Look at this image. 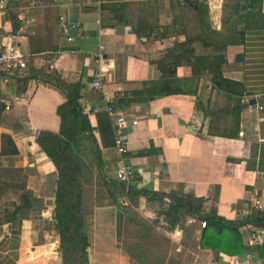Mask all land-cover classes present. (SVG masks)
Returning a JSON list of instances; mask_svg holds the SVG:
<instances>
[{
    "label": "crops",
    "instance_id": "obj_1",
    "mask_svg": "<svg viewBox=\"0 0 264 264\" xmlns=\"http://www.w3.org/2000/svg\"><path fill=\"white\" fill-rule=\"evenodd\" d=\"M0 1L1 40L15 42L27 65L56 70L80 84L79 102L96 142L85 140L83 151L99 149L98 157L95 153L93 160L86 159L88 174L82 178L89 264H264V228H239L247 251L228 255L202 248V221L182 212L169 217L167 199L124 195L127 208L119 209L105 184L115 180L119 157L113 145H102L97 129V114H107L106 100L112 98L118 110L137 121L124 132L123 161L135 170L133 190L192 194L204 198L208 212L243 219L262 187L263 171L248 168V163L258 161L264 145V110L250 103L255 98L264 103V29L248 31L244 44L225 51L223 76L242 83L243 96L218 91L207 74L192 75V65L184 63L168 69L196 88L195 94L157 95L145 103H129L134 93L147 87L145 81L163 80L157 61L185 40L174 7L183 0ZM203 1L212 28L221 30L223 7L230 0ZM119 4H124L122 12ZM21 6L36 19L28 33L18 30ZM183 8L188 31H196L194 11ZM261 10L264 13V0ZM60 17L78 22L80 29L68 35L72 28L63 30ZM194 45L198 55L211 53L197 41ZM98 68L106 78L99 89L92 82ZM65 100L52 85L0 71V150L2 133L10 134L18 149L15 155L0 154V167L21 168L31 193L29 206L19 210L21 217L5 221L0 215V264H62L53 213L56 169L35 138L40 130H59L56 109ZM237 106L241 108L236 111ZM12 192L11 201L18 205L20 191ZM10 194L7 189L2 195ZM128 226L132 237L123 231ZM254 233L261 235L260 241L253 240Z\"/></svg>",
    "mask_w": 264,
    "mask_h": 264
},
{
    "label": "trees",
    "instance_id": "obj_2",
    "mask_svg": "<svg viewBox=\"0 0 264 264\" xmlns=\"http://www.w3.org/2000/svg\"><path fill=\"white\" fill-rule=\"evenodd\" d=\"M182 4V6H181ZM262 0H230L224 6L226 11L222 17V29L212 28L209 22V9L203 0L176 1L175 21L180 23V31L185 34L183 42L176 43L160 59L158 64L163 70V80L155 83L145 81L147 85L141 92L134 93L129 98V103H145L152 96L169 95L180 93H196V88H191L179 80L168 65L191 64L192 75L202 73L210 77L212 84L218 91H223L232 97L243 96L246 93L245 86L237 81L223 76V65L226 63L225 51L230 45H240L245 42L248 31L264 29V13L261 10ZM183 5L194 11L193 16L198 22L197 30L188 31L184 23L185 10ZM124 4H119L118 9L122 12ZM122 16V14L120 15ZM19 28V27H18ZM199 42L201 47L211 49V53L197 54L194 43ZM166 61L169 64L164 66ZM20 80L36 79L45 84L52 85L62 91L66 100L58 105L56 114L60 119L58 131L40 130L36 133V143L50 159L56 169V188L54 190V218L55 229L59 237L58 252L62 264H89V241L85 232V220L82 215V175L85 162L81 155L85 140L94 143V127L91 126L88 116L80 105V84L69 82L56 70H43L27 65ZM197 103L203 108L202 102ZM264 106V103H262ZM234 107V110L240 109ZM97 129L100 133L101 143L104 147L114 143V131L111 120L107 114H97ZM18 149L12 136L8 133L1 134V155H15ZM98 157L99 149L95 150ZM253 157V156H252ZM248 163V168L264 171V145L260 147L257 162ZM14 178L21 179L13 182ZM26 178L21 168L0 167V198L7 189L20 191V202L9 209L7 206L0 211L1 220L9 221L21 217L19 210L29 206L30 191L26 189ZM10 180V181H9ZM108 191L111 193L113 203L118 204V195H143L148 199H167L169 209L167 215L175 217L179 212L187 213L204 222V229L200 240L202 248H212L216 252L228 255H237L247 251L241 244L239 228L251 225L256 228H264V209H252L243 219L228 220L216 214L206 211L204 198L195 197L192 194H183L176 191L156 192L152 190H133L129 185L118 180L105 181ZM117 191V193H115ZM260 249V248H259Z\"/></svg>",
    "mask_w": 264,
    "mask_h": 264
},
{
    "label": "built area",
    "instance_id": "obj_3",
    "mask_svg": "<svg viewBox=\"0 0 264 264\" xmlns=\"http://www.w3.org/2000/svg\"><path fill=\"white\" fill-rule=\"evenodd\" d=\"M4 8L3 1H0V9ZM19 20L18 30L21 33H28L32 26L36 24L34 16L29 14V9L26 6H21L17 13ZM61 25L63 30L68 28L80 29L78 22H67L63 17H60ZM27 68V61L24 53L20 51L18 46L13 41L4 43L0 38V71L6 72L7 74H13L21 76L23 71ZM106 81L105 75L101 69L98 68L93 72L92 82L94 87L99 89L103 86ZM258 99V98H255ZM257 101V100H256ZM258 110H264L262 103H256ZM105 112L109 116L114 131V143L113 148L119 157V166L115 170V179L126 184V191L129 185L135 180V170L129 164L123 161V155L127 151L126 134L124 133L128 125H135L136 120L131 119L127 114L118 110L114 105V100L109 98L106 100ZM262 179V187L259 192L255 194V198L251 202V207L257 210L264 209V171L260 173ZM205 223L202 222L204 227ZM252 238L255 241H260L261 235L259 233L252 234ZM248 256V255H247Z\"/></svg>",
    "mask_w": 264,
    "mask_h": 264
},
{
    "label": "rangeland",
    "instance_id": "obj_4",
    "mask_svg": "<svg viewBox=\"0 0 264 264\" xmlns=\"http://www.w3.org/2000/svg\"><path fill=\"white\" fill-rule=\"evenodd\" d=\"M81 157H82V159L84 160L85 163H88L87 160L90 162V160H93V158L95 157V152H93L92 150H89L85 154V152L83 151ZM88 167H89V165L88 164H85V168H84V171H83L84 173L82 175V178H83L84 175L87 176V174H88ZM20 181H21V179H19V178H14L13 179V182H15V183H18ZM10 190H11V193L12 194H10L9 196L5 195L4 197L2 195L1 198H0V211L4 208V206H7L8 208H12L11 205H10V203L12 202L11 201L12 200L11 197H14L13 196L14 193L12 192L13 189H10ZM117 195H118V198L121 197V198H119V201H118V203L121 205V207H119V209L127 208V206L123 204L124 203V200L123 199H125L124 198V195L125 194L122 195V196L120 194H117ZM125 196L127 197V195H125ZM252 209H255V208L252 207ZM123 231L127 233L128 237H130V236L132 237L134 235V233L131 231V228H129V226H128V228L123 229ZM128 242H130V241H128ZM165 245H166V243H165ZM144 251L146 252V251H150V250H148V249L145 248Z\"/></svg>",
    "mask_w": 264,
    "mask_h": 264
},
{
    "label": "water",
    "instance_id": "obj_5",
    "mask_svg": "<svg viewBox=\"0 0 264 264\" xmlns=\"http://www.w3.org/2000/svg\"><path fill=\"white\" fill-rule=\"evenodd\" d=\"M75 32H76V29H75V28H72V29H70L68 35H71V34H73V33H75ZM260 101H262V100H260ZM250 103H251V104H256L257 101H256V99H252V100H250Z\"/></svg>",
    "mask_w": 264,
    "mask_h": 264
}]
</instances>
